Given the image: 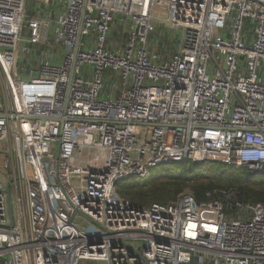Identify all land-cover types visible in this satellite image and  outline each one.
I'll return each mask as SVG.
<instances>
[{"label":"built area","instance_id":"1","mask_svg":"<svg viewBox=\"0 0 264 264\" xmlns=\"http://www.w3.org/2000/svg\"><path fill=\"white\" fill-rule=\"evenodd\" d=\"M27 1L0 0V264H264V203L115 186L181 162L264 180V0H44L52 24Z\"/></svg>","mask_w":264,"mask_h":264},{"label":"trees","instance_id":"2","mask_svg":"<svg viewBox=\"0 0 264 264\" xmlns=\"http://www.w3.org/2000/svg\"><path fill=\"white\" fill-rule=\"evenodd\" d=\"M157 171L145 179L131 176L116 182L118 193L139 207L152 203H167L188 190L198 204L207 195L224 196L248 203H264V180L252 179L245 168H235L219 162L193 164L181 162L167 170Z\"/></svg>","mask_w":264,"mask_h":264},{"label":"rangeland","instance_id":"3","mask_svg":"<svg viewBox=\"0 0 264 264\" xmlns=\"http://www.w3.org/2000/svg\"><path fill=\"white\" fill-rule=\"evenodd\" d=\"M53 5H55V2H53L52 6ZM52 6H51V2L46 3V2H44V0H28L26 3L27 14L31 16L34 14L35 11H37L39 13V15H38L39 17H41L43 19H47L50 22V24H52V20L55 17L54 13L60 11L56 6H55V9L52 8ZM157 9H156V12L158 13ZM164 19H165V16L162 15L161 13H158L157 20L154 19L155 20V28H157L159 36H162V35H160V33H162V31L164 34H165V31H167L171 35H175L174 29L165 28ZM42 45H45V44H42ZM22 47H23V49H22ZM41 47L44 48V46H41ZM20 48H21V50L19 52V58H18V69H19V72L22 71V74H24L26 71V68L32 67V69H35L37 67V61L40 59V57H38V58L34 57V54H35L34 51L38 50V48H36V47L31 48L26 44H21ZM27 48L29 49V52H27ZM42 48H40L41 52H42ZM47 50L50 52H54V51L59 52V49L57 50L56 48H50V49L48 48ZM52 60H54V61L58 60V57L53 58ZM3 159H4V157L2 155H0V168L2 167ZM174 165L175 164L166 163L165 165H161V166H158L156 168H160L162 170H167L168 168H171ZM157 171H160V170H155L153 168L152 174H155ZM185 191H188V190H185Z\"/></svg>","mask_w":264,"mask_h":264},{"label":"water","instance_id":"4","mask_svg":"<svg viewBox=\"0 0 264 264\" xmlns=\"http://www.w3.org/2000/svg\"><path fill=\"white\" fill-rule=\"evenodd\" d=\"M81 26H82V24L80 23V28H81ZM79 43H80V35H78L77 42H76L75 47H74V58H73V62H72L71 70H70L69 83H70V81L72 79V76H73L74 66H75V59H76V54H77V51H78V48H79ZM69 83H68V87H67V91H66V102H67V97H68V94H69ZM39 119L41 121L44 120V118H39ZM6 194H7V208H8V212L10 214V217H11L12 209H11V203L9 201V189L8 188L6 189ZM73 215H74V213L72 214L71 217H73ZM144 262L147 263L145 260H144Z\"/></svg>","mask_w":264,"mask_h":264}]
</instances>
